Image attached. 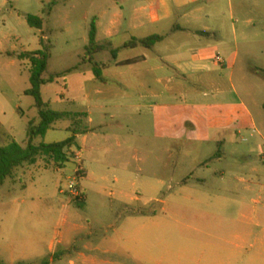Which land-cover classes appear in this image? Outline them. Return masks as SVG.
<instances>
[{"label": "rangeland", "instance_id": "1", "mask_svg": "<svg viewBox=\"0 0 264 264\" xmlns=\"http://www.w3.org/2000/svg\"><path fill=\"white\" fill-rule=\"evenodd\" d=\"M59 1L0 0V51L36 52L42 49L44 36L49 39L46 43L51 42L52 56L44 79L54 77L55 82L42 88L44 101L53 111L89 112L94 120L97 136L90 137L88 146L98 140L99 148L92 152L82 149L88 173L82 182L87 202L79 206L71 201L66 208L69 196L61 190H66L73 175L72 161L56 164L41 158L25 172L18 169L15 184L8 180L0 187V220L7 207L23 202L39 206L31 224L44 226L46 259L52 256L50 242L64 231L65 217L73 214L79 227L75 247L79 248L89 234L112 237L113 226L121 225L131 212L151 216H140L134 228L144 236L154 233L151 249L145 252L155 257L179 254L191 245L181 239L179 229L163 237L161 231L168 225L232 221L253 225L252 242L264 237V0H202V20L189 26H210L217 38L180 34L159 44L154 52L122 50L120 60L141 54L154 59L161 53L171 64L178 47L191 53L202 44L220 45L213 55L211 72L195 71L175 80L170 100L136 99L123 105L104 101L103 117L96 103H89L70 81L95 69L94 62L114 60L110 52L95 53L88 42L90 24L97 13L92 3L99 5L100 1ZM29 15L44 18L42 30L28 25ZM218 56L227 65L215 62ZM4 62L0 56V64ZM79 65L83 68L73 70ZM1 75L13 79L11 86H0L6 89L8 101L1 119L7 126L13 124L12 139L25 146L27 123L35 121L38 114L34 98L25 94L31 87L30 64L16 61ZM169 75H176V71L170 69ZM77 125L61 120L39 142L61 143L72 136L69 129ZM85 127H89L87 121ZM7 144L6 137H1L0 145ZM74 150L68 151V159ZM15 228L11 231L6 224L0 242L3 237L11 239L18 230ZM19 230L27 231L26 227ZM0 258L5 263L12 260L1 249ZM109 261L116 262L113 258Z\"/></svg>", "mask_w": 264, "mask_h": 264}, {"label": "crops", "instance_id": "2", "mask_svg": "<svg viewBox=\"0 0 264 264\" xmlns=\"http://www.w3.org/2000/svg\"><path fill=\"white\" fill-rule=\"evenodd\" d=\"M99 1V5L92 3L97 9L96 16L92 18V22L95 21L97 27L96 43L99 47L101 46V49L96 50L95 53L110 52L114 60L113 62L93 63L100 69L103 81L96 78L94 68L88 72L80 73L79 77H74L70 81L72 88L79 89V92L89 103H96V107L101 111L100 116L103 117L105 114L103 111L106 101H118L117 103L123 105L136 99L170 100L174 91L172 84L175 80L186 78L195 71L211 72L210 65L214 62L213 55L220 49L219 44H202L191 53L183 52L182 48L178 47L176 50L177 59L175 58L173 64H170L161 53H157L154 59H151L147 54L119 59L122 50L143 48L148 52H154L159 44L165 43L170 38L178 37L180 34L217 38L215 30L210 26L201 28H190L189 26L198 24L202 20L201 14L204 9L201 5L202 0ZM59 3L58 0L57 4ZM41 19L44 24V18ZM155 35L164 37V40L152 49H145L140 45L135 48L126 47L131 42H139ZM43 40L48 41L49 39L44 36ZM8 53L10 52L0 51V56L6 60L0 64L2 66L0 67V86L13 84L12 77L1 75V71L10 68L16 61H20L17 57L8 56ZM222 60L224 63L219 64L227 65L224 59ZM130 61L131 63L126 64ZM215 62L217 61L215 60ZM86 64L84 62V65ZM82 68V65H79L73 70L77 71ZM170 69H174L176 75H169ZM27 90H25V94ZM7 105L6 89L3 91L0 87V125L3 129L0 131V138L6 137L10 144L15 141L10 135L14 126L13 124L7 126L1 119V115L5 116L6 114ZM164 107L166 108L167 105ZM86 114L89 127L83 134L77 136V146L74 148L83 149L85 147L89 152H92L99 146L98 140L88 146L91 143L90 137L96 138L97 135L93 127L94 120L91 113L87 112ZM7 133L10 138L6 135ZM36 165H25L19 169L25 172L29 170L30 166ZM16 174L15 172L13 179H9L13 180V184L17 182ZM87 178L86 171L84 180ZM133 200L136 199L132 198L131 201ZM86 202L85 194L84 204ZM71 204V201H68L66 208H69ZM39 208L35 204L27 205L23 202L21 205L4 209L5 217L0 220V234H4L6 224H9L11 231L16 229L15 227L18 230L13 232L11 239L3 237L0 242V249L12 259L11 262L5 263L0 258L2 264H16L17 259L27 264V261H35L36 264H44V261H48V264H61L65 261L68 264H125V262L132 264H264V237L256 238L252 242L250 227L253 225L240 226L232 221L164 226L161 231L163 237L171 235L170 232L174 229H179L181 239L191 245L179 254L167 253L155 257L149 251L145 252V250L151 249L154 233L149 231L144 236V234L141 235L138 227L134 228L140 216L145 219L151 217L146 212H131L121 225L113 226L114 235L112 237L87 235L86 242L81 248L75 247L78 241L74 236L79 229L74 221L75 215L73 214L69 218L65 217L62 224L64 231L59 233L60 236L56 240L50 242L48 251L52 256L46 259L45 239L41 232L44 226L43 224L40 226L31 224V218ZM118 219H122V217L118 216ZM259 225V223H255L256 227ZM21 227H26L27 231H20ZM20 233V237H17ZM191 248H195L196 251L190 250ZM111 258L116 262H110Z\"/></svg>", "mask_w": 264, "mask_h": 264}, {"label": "trees", "instance_id": "3", "mask_svg": "<svg viewBox=\"0 0 264 264\" xmlns=\"http://www.w3.org/2000/svg\"><path fill=\"white\" fill-rule=\"evenodd\" d=\"M58 0H54L57 4ZM28 25L37 30L43 29V20L39 17L29 15L27 16ZM97 27L95 21L92 22L91 31L89 35V44L94 52L100 49L96 43ZM164 40L162 36H151L139 42H131L126 47L135 48L142 46L145 49H152L155 45L161 43ZM42 49L36 52H23V53H8L10 57H17L20 61H28L30 63V83L31 87L26 91L28 96L34 98L35 108L37 110L38 117L36 120H30L27 124V142L25 146L18 144L16 141H12L6 146L0 145V187L4 186L9 179H13L17 169L24 167L25 165H36L41 158H49L56 164H65L68 162V151L77 146V136L83 134L86 130L84 123L87 121L86 113H74L65 112L60 113L53 111L50 105L47 104L42 95V88L49 84L54 83V77L49 80L44 79V74L47 72L48 63L51 59L52 45L49 41H41ZM93 60V58H91ZM127 62L126 64H129ZM95 76L98 80L103 81L100 69L95 65ZM264 108V105H263ZM71 120L73 126L69 131L72 136L67 140L56 144H45L39 142L46 134L52 130L56 123L61 120ZM0 125V131H2ZM79 206L84 205L83 202H78ZM0 264H2L0 262ZM27 264V263H18ZM44 264H48V261H44Z\"/></svg>", "mask_w": 264, "mask_h": 264}, {"label": "built area", "instance_id": "4", "mask_svg": "<svg viewBox=\"0 0 264 264\" xmlns=\"http://www.w3.org/2000/svg\"><path fill=\"white\" fill-rule=\"evenodd\" d=\"M216 61L218 63H224L220 57H217ZM73 162L75 169L73 175L68 178V184L66 190H61L62 194H68L70 201L83 202L85 201V193L82 188V182L86 176V169L83 162V150L75 149L71 153V157L68 162Z\"/></svg>", "mask_w": 264, "mask_h": 264}]
</instances>
